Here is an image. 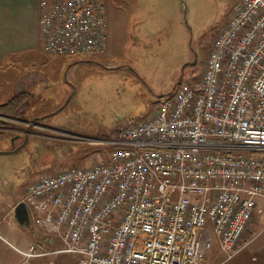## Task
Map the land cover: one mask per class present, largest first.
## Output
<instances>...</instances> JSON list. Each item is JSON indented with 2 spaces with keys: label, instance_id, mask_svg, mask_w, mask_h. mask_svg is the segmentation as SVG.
Wrapping results in <instances>:
<instances>
[{
  "label": "built area",
  "instance_id": "built-area-1",
  "mask_svg": "<svg viewBox=\"0 0 264 264\" xmlns=\"http://www.w3.org/2000/svg\"><path fill=\"white\" fill-rule=\"evenodd\" d=\"M231 17L200 80L122 128L107 162L32 182L20 202L40 239L21 264H208L227 260L264 213V0H225ZM45 49L102 54V0H41Z\"/></svg>",
  "mask_w": 264,
  "mask_h": 264
},
{
  "label": "rangeland",
  "instance_id": "rangeland-1",
  "mask_svg": "<svg viewBox=\"0 0 264 264\" xmlns=\"http://www.w3.org/2000/svg\"><path fill=\"white\" fill-rule=\"evenodd\" d=\"M102 1L106 15L107 6L120 3L129 17L128 40L107 59H82L77 82L62 79L38 88L37 133L27 144L17 139L14 146L15 136L0 130V204L20 192L21 201L44 175L107 162L122 128L153 116L160 96L201 79L211 45L233 10L225 0H138L131 7ZM33 225L14 214L3 234L22 247L30 243Z\"/></svg>",
  "mask_w": 264,
  "mask_h": 264
},
{
  "label": "crops",
  "instance_id": "crops-1",
  "mask_svg": "<svg viewBox=\"0 0 264 264\" xmlns=\"http://www.w3.org/2000/svg\"><path fill=\"white\" fill-rule=\"evenodd\" d=\"M125 2L131 7L138 0H122V4L125 5ZM114 6V8L107 6L106 51L102 54L67 57L45 49L41 31L43 11L41 0H0V104L22 91L28 93L21 115L17 117L0 115V130L15 136L14 146L17 145V139H23L27 144L30 137L36 136V121L39 118L36 103L38 88L44 89L47 83L59 82L62 79L66 83H75L80 79L77 68L82 67L80 63L82 59L86 61L97 58L107 59L118 54V50L122 49L121 47L128 40L129 17L121 10L118 1H115ZM20 198L21 192L12 202L0 204V264H21L24 261V257L12 247L11 244L14 243L3 234L5 221L15 214ZM262 205L264 207V202ZM8 223L10 224V221ZM262 225H264V213L252 220L239 244V251L229 260L216 240L208 253L207 263L211 264L214 260L215 264H264ZM39 239V235L34 233L29 244L19 247L27 249ZM218 257H221L219 261ZM34 264L41 263L35 261Z\"/></svg>",
  "mask_w": 264,
  "mask_h": 264
},
{
  "label": "trees",
  "instance_id": "trees-1",
  "mask_svg": "<svg viewBox=\"0 0 264 264\" xmlns=\"http://www.w3.org/2000/svg\"><path fill=\"white\" fill-rule=\"evenodd\" d=\"M179 86L180 85H178V88ZM177 89L173 90L167 95H162L160 98H158V100L165 98V97L172 96L176 92ZM27 99H28V93L25 91H22L16 94L11 99H9L7 102L0 104V115L7 116V117H17L21 115L23 107ZM1 135L2 133L0 134V136Z\"/></svg>",
  "mask_w": 264,
  "mask_h": 264
},
{
  "label": "water",
  "instance_id": "water-1",
  "mask_svg": "<svg viewBox=\"0 0 264 264\" xmlns=\"http://www.w3.org/2000/svg\"><path fill=\"white\" fill-rule=\"evenodd\" d=\"M15 218L22 224L29 225L28 210L24 202H20L15 208Z\"/></svg>",
  "mask_w": 264,
  "mask_h": 264
}]
</instances>
